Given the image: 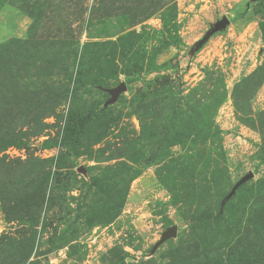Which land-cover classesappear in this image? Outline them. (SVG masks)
<instances>
[{
    "label": "rangeland",
    "instance_id": "374dc122",
    "mask_svg": "<svg viewBox=\"0 0 264 264\" xmlns=\"http://www.w3.org/2000/svg\"><path fill=\"white\" fill-rule=\"evenodd\" d=\"M0 264H264V0H0Z\"/></svg>",
    "mask_w": 264,
    "mask_h": 264
},
{
    "label": "water",
    "instance_id": "95a60500",
    "mask_svg": "<svg viewBox=\"0 0 264 264\" xmlns=\"http://www.w3.org/2000/svg\"><path fill=\"white\" fill-rule=\"evenodd\" d=\"M125 89V84L121 83L120 85H118L114 90L113 92L115 94H118V92L120 90H123ZM249 177H251V174L249 173L248 175L244 176L238 183L237 185L233 188L232 192L234 191V189L240 185L242 182H244L246 179H248ZM176 232V226L173 225L172 227L168 228L165 232V237H169L171 234H174Z\"/></svg>",
    "mask_w": 264,
    "mask_h": 264
}]
</instances>
